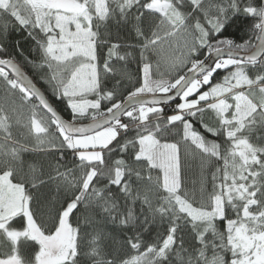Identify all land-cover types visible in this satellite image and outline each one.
Wrapping results in <instances>:
<instances>
[{
    "label": "snow or ice",
    "instance_id": "6c2138e0",
    "mask_svg": "<svg viewBox=\"0 0 264 264\" xmlns=\"http://www.w3.org/2000/svg\"><path fill=\"white\" fill-rule=\"evenodd\" d=\"M0 264H264V0H0Z\"/></svg>",
    "mask_w": 264,
    "mask_h": 264
},
{
    "label": "trees",
    "instance_id": "16d2710c",
    "mask_svg": "<svg viewBox=\"0 0 264 264\" xmlns=\"http://www.w3.org/2000/svg\"><path fill=\"white\" fill-rule=\"evenodd\" d=\"M229 31L234 34L231 36V38H233V39H239L240 37L244 36L243 31H237V29H235V28H232ZM16 40H20L21 43H24L25 37H24V34L22 32H19L17 30H13L11 32L10 38L8 39L9 46L11 47V45L13 43H15ZM28 47H29V45L26 44L25 45L26 54H27ZM27 72L34 80H37V77L35 76L34 73H32L31 69H27ZM37 82H38V80H37ZM192 174H193V176L195 174V165L194 164L192 165Z\"/></svg>",
    "mask_w": 264,
    "mask_h": 264
},
{
    "label": "built area",
    "instance_id": "2783aa9c",
    "mask_svg": "<svg viewBox=\"0 0 264 264\" xmlns=\"http://www.w3.org/2000/svg\"><path fill=\"white\" fill-rule=\"evenodd\" d=\"M165 111H168V108H167V106L165 107Z\"/></svg>",
    "mask_w": 264,
    "mask_h": 264
}]
</instances>
